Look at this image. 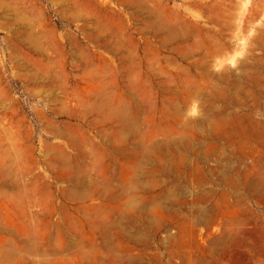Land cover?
<instances>
[{"label":"bare ground","instance_id":"obj_1","mask_svg":"<svg viewBox=\"0 0 264 264\" xmlns=\"http://www.w3.org/2000/svg\"><path fill=\"white\" fill-rule=\"evenodd\" d=\"M21 1L22 0H0V25L10 31L15 29L27 30V36L24 38V41L27 42L31 49L43 54L48 53L47 48L49 46L54 48L55 46L53 45H60L64 40L63 36L56 33L52 28H49L45 9L39 4V0H27V7L21 4L23 3ZM53 1L57 4L56 10L61 16L71 21L80 22L79 27L83 31L84 38L89 42V47L95 46L100 49H95L94 52H92L91 49L88 51L87 49L89 48L83 46L84 44L81 38L68 30L65 33V37L70 41L75 56L85 62L82 69V74L86 78H83L85 85H80L76 82L74 87H71L69 83L64 82L65 79L62 71L56 67V58L49 55L44 56V59H47L48 63L38 62V68L36 71H32L30 76L36 84H42L40 88L38 87V91L47 89L50 85L54 93H57L56 88L62 92V100L58 96L52 99V103L55 105L54 109L57 113L66 111L71 116L83 119L84 121L91 112H101L105 120L112 123L111 133L113 135V142H105L100 145L94 142L95 145L90 148L89 145L92 142L87 141L89 135L82 131L79 125L68 122H57L48 116H41L42 114L40 113L45 127L58 138L57 142L46 143L45 149L43 148L47 156L46 165L53 171L54 180H46L42 182L43 184L40 186L37 183L39 180H35L32 186H29L30 188L22 190L16 187L17 189L12 191L9 189L10 185L17 186L18 181L16 177H14L15 172L12 170V165L6 163V155L0 152V264H138L144 253L137 254L134 252L135 246L132 242L137 240V235L126 232V229L124 231H116V229L113 231L111 228L113 224L112 219L114 218L113 214H117V212H119L118 214L124 213L127 218L121 217H123L124 220L127 219L126 222L128 226H132V228L137 227L139 232L150 230L158 234L160 230L166 226V221L169 222L167 217H172L173 215L169 212L167 205L159 202L163 200H159L161 195L163 196L164 193L168 194V190L164 192L166 186L164 187L161 185L162 177L168 178L170 175L188 177L191 174H197L198 181L201 183H203L205 176L209 178L208 175H205V169L202 163L199 161H190L180 156V148L184 147L190 151L193 149L194 142H192V140L188 139L186 142H174L172 140L165 142V140L164 142H160L156 140V138L158 139L157 136L159 134L174 133V130L178 128L176 127L178 126L176 125L177 123L184 124V130L182 132L185 139L203 128L202 126L205 125L206 121H203L202 118H199V120L196 118V120L195 117H193L191 120L186 119L185 121L183 119L185 108L189 105L190 100L195 97L194 95L198 93L195 92L196 94H192L194 97L190 98V87L192 88V85L198 81L199 76L211 75L212 72L210 73L207 70L209 68L207 67V63L210 64L209 58H212V61H214V59L216 60L220 56H224L225 54L228 55L229 52L227 50L230 47L229 42L221 38L216 42L215 48L211 51L205 50L204 46H202L205 50L204 53L200 58L194 59L191 64L195 67H202L201 69H205V71L201 70V72L192 75L191 70H187V68L181 66L183 69H177L178 71L174 75L169 71L168 66L177 64L174 59L175 57L182 61H186L191 56H194L192 55L195 52L194 50L196 48L200 49L198 44L208 46V49L211 43L199 37L204 31L208 34L214 33L221 36H224L228 32L233 33L234 28L240 22L236 19V16H238L236 10L239 8L240 3L238 0H184L183 3L174 4L165 0ZM192 9H196L197 11H193ZM37 16L38 19L39 16H41L45 20L43 25L47 27V32H44L45 30L39 31L38 29V33L36 30L37 25L35 22L38 23V21L34 19L37 18ZM31 17L35 18L32 19ZM199 17H203L202 20L204 22L201 21ZM259 30L261 31V29ZM40 32L46 34L43 35ZM136 33L143 34L142 45L145 53L144 61L146 62V73H140L139 71V67L142 65L138 63L134 51L139 43L135 36ZM255 35H257V33ZM192 38L195 39L194 42H190ZM197 38H200L202 41L196 40ZM253 39H255V37ZM259 40L261 41L262 39ZM263 45L262 47H264ZM101 48L115 55L113 60L111 58V64L114 66V68H112L115 74L114 80L112 77L111 79L108 78V76L110 77L109 70H107L104 63L107 61L108 57L105 56ZM254 48L256 47L254 46ZM167 49L170 52L163 54V50ZM195 54H197V52H195ZM250 54L253 53L251 52ZM263 55L264 54H262V56ZM255 57L257 56L255 55ZM257 58L258 60L260 59L259 56ZM94 60L98 63L93 62ZM223 60L225 61L226 59ZM242 60H244V58H242ZM248 62L247 60L245 63ZM251 64L254 65V62ZM211 66L212 65H210V67ZM226 69L224 71L227 72L228 70ZM253 71L252 69L251 72ZM220 72L221 71H219V73ZM234 72L236 73V71ZM219 73V77L220 75L224 76V74L219 75ZM228 73L225 74L230 76ZM215 74H217V72ZM258 74L259 73L254 74V76L251 74V76L254 77L253 79L257 88H264V81L262 82V78H259L261 73L259 76ZM151 77L157 78L156 87L160 94H162L161 101L163 107H167L170 113H172V115L169 114L172 116L169 121H160L153 125L149 122L147 117H145V121L135 119L132 116V112L134 111L132 105L125 102L130 100H124V97H122L130 93L133 96H140L152 92L153 85L149 81ZM261 77L263 76L261 75ZM239 79H241V77L229 83L234 86L236 89L235 92L239 95L237 97L238 101L236 100L238 105L243 102V96L246 95L245 91L247 90L244 86L250 82H246L245 84V80L243 81L242 79V82L245 84L243 86V83H241ZM50 80L55 82L54 85L52 83L49 84ZM66 81L68 80L66 79ZM200 83L202 85V82ZM180 85L184 87L180 88ZM246 87L249 88V85ZM193 89L195 90L197 88L194 87ZM231 89H233V87ZM215 90L224 93L223 89L218 87V84H216ZM33 92L36 93V91ZM213 93L212 96L217 100L216 97H218V93ZM256 95L255 97H258V94ZM72 99L75 102L71 101ZM257 101H259V99ZM219 113L220 112H218L217 116H220ZM136 114H138L137 110ZM248 116L251 117V115H247V119ZM227 117H218V121L226 124L228 123L227 121H229ZM234 118L239 142H244L245 140H242V138H250L252 134H249L250 131L248 132L246 129L247 127H245L246 125L242 115L236 113ZM1 120L2 118L0 117V123L2 122ZM260 120L261 119H259V121ZM262 122L261 120V123ZM2 123H4V120ZM145 123L146 126L144 127ZM210 125L213 126L214 123H210ZM230 125L232 126V124ZM232 129L234 128L232 127ZM254 129L253 131H255ZM6 130L7 132L10 131L8 129ZM203 130L205 129L203 128ZM260 131L262 130H259L257 138L263 139L264 132ZM233 133H235L234 130ZM231 134L232 133H230V136H232ZM164 137L163 139L169 138ZM221 137L223 136H220V138ZM131 138L132 140L130 141ZM235 145L233 147L237 148L238 145ZM239 151L240 150H237L236 153L238 157L242 154ZM249 151L251 150L249 149ZM253 151L251 152L253 153ZM262 152H264V150ZM204 160L207 161L208 159ZM260 160L264 159L261 157ZM255 161H257L256 165L259 168V166H261L258 164L259 159H255ZM257 170L259 173H262L264 169L262 170L260 168ZM243 171L244 170H242V172ZM248 172H250V170ZM256 173L258 172L256 171ZM222 174L226 175V172ZM240 174H242V177L245 176L243 175L244 172ZM221 178L224 177L221 176ZM232 180L231 178L229 182L234 183V180ZM53 182H56V187H58V190H60L62 194L63 200L60 204L57 202V199L53 197ZM224 182L226 181L224 180ZM263 184V179L259 176L257 179L254 178L250 184L248 183V186L259 187ZM169 191L172 190L169 188ZM212 191L211 194L214 192ZM203 193L206 192H202V194ZM203 195L205 196L206 194ZM169 197L172 199V196ZM96 198L101 199L99 203L98 201L95 202ZM147 201L156 203L153 209H148L149 203ZM153 202L150 203L152 204ZM64 203H69L70 206L67 205L68 207H66ZM58 209H61V215L55 221L53 219V214ZM178 212L181 211H177V213ZM213 216L212 214L211 219H209L210 222L208 221L209 223H211ZM32 217L40 221L38 225L27 222V219L29 220V218ZM16 221L18 224L17 231L11 228V223ZM115 221L117 224L120 223L117 219H114V222ZM126 222H123V224ZM208 222L206 223L209 224ZM39 224L40 226L41 224L44 225L42 230H45H43V232H46V237H48L46 242H43L44 240L39 241L40 238H36L37 234L42 232L40 231ZM53 226H57L58 228V235L56 237L52 236L51 233ZM98 235L104 237L102 238L105 239L104 243L102 242L103 244L99 243L100 241L98 242ZM176 235H178V233L174 232L171 226L165 230L164 237H162L163 241L173 242L172 245L177 246V250L168 247L169 251L171 250V255L174 256L176 252L178 253V251H181L182 248L185 247L186 241H184L182 236ZM138 236L137 238L140 242L146 241L144 235V237ZM147 236L149 235L147 234ZM124 242L127 244H124L125 247L123 249L120 244ZM216 242H218V240L215 239V245ZM213 244L211 243V245ZM192 245H194V243ZM119 249H123V251L121 252ZM180 255L176 257H183V255ZM91 257L93 258L91 259ZM158 259H160V257ZM185 261L186 262L183 261L182 264H192L187 258ZM204 261L205 260H203V262ZM148 262L150 263L151 261ZM174 262L172 264H176ZM158 263H160V260Z\"/></svg>","mask_w":264,"mask_h":264},{"label":"rangeland","instance_id":"obj_2","mask_svg":"<svg viewBox=\"0 0 264 264\" xmlns=\"http://www.w3.org/2000/svg\"><path fill=\"white\" fill-rule=\"evenodd\" d=\"M165 1L174 4V3H183L184 0H165ZM21 2H23L21 4L27 7V0H22ZM238 2L240 3V6L236 10L238 13L236 19L237 21L240 22L234 28L233 33L228 32L224 36H221L219 34H214V33L208 34L205 33L206 31H204L199 35V37L200 38L202 37L201 38L202 40L211 43V45L208 48L209 50L207 49L208 46L198 44V46H200L199 47L200 49L196 48L194 50L195 52H197V54H195L194 52L192 54L194 56H191L186 61H182L179 58L175 57L174 59L176 60L175 62L177 64L168 66L169 71L174 75L177 73L178 70L183 69L181 66L187 68V70H191L192 75L201 72V70L205 71V69H201L202 67H195L194 65L191 64V62L196 58H200L205 50L207 51L213 50L215 48L216 42L219 41L221 38H224L229 42L230 47L227 50L229 52V53L227 52L228 55L225 54L224 56H220L216 60L214 59V61H212L213 60L212 58H209L210 64L207 63V67L209 68L207 69L206 67V69L208 70V72L210 73L212 72L211 75L199 76L198 81L194 85H192V88L190 87L191 89L190 98L194 96L195 97L192 98L193 100L191 99L192 101L190 100L189 105L185 108L186 112L184 111L183 119L185 121L186 119L191 120V118L193 117H195V119L197 118L198 120L199 118H202L203 121H206L205 125L202 126L205 130H203L202 128L201 130L196 131L197 133L194 132V134L190 135L188 138L186 137L187 139H185L182 132L184 130L183 128L184 124L177 123L176 125L178 126L176 125L175 126L178 127L176 128L178 131L175 129L176 131L174 130V133L170 132L167 134H163L165 137L162 134H159L157 136L158 139L156 138V140L160 142H164L165 140H166L165 142H169L170 140L174 142H186V140L188 139L192 140V142H194L193 146L195 148L193 147L191 151L185 149L184 147L180 148V152H179L181 154L180 156L183 158H187L190 161H199L200 163H202V166L205 169V175H208L209 178L205 176L203 183H201L200 181H198L197 174L192 175L191 173H190L191 175H189L188 177L178 176V175L177 176L170 175L168 178L162 177L161 185L164 187L166 186V190L164 192L168 190V194L164 193L163 196L161 195L159 200L162 199L163 200L162 202L161 201L159 202L167 205L169 212L173 215L172 217H167L169 221V222L166 221L167 227L164 226L160 230V233L158 234H155V232L150 230L139 232L137 227L132 228V226L130 227L128 226L126 222L127 219L124 220V218H127V216L124 215V213L118 214L119 212H117V214L116 213L113 214L114 218L112 217L113 224L111 227L113 231H115V229L116 231H124L126 229L125 231L128 233H132L137 236L140 235L142 237L145 236L144 239L148 241V242L146 241L140 242V240H138L139 236L138 238L136 236L137 240L132 242V244H134L135 246L134 248L135 253L137 254L144 253L143 257H141L138 264H145V263L172 264L174 261H177L174 262L176 264H182L183 261L186 262L185 261L186 258L187 260H190L192 264H264V184L259 187L248 186V183L250 184L254 180V178L257 179L259 178V176L261 179H263L264 182V178H263L264 160H260L261 157L264 159V152H262L264 150V142H263L264 137L263 139L257 138V134L259 130H262L260 132H264L263 131L264 130V123H263L264 122L263 120L264 119V92H263L264 88H260V87L257 88L253 79L254 77H252L254 76V74L261 73L260 76L259 74L258 76L259 78H262L261 79L262 82L264 81L263 80L264 55L262 56V54H264V49H263L264 47H262V45L264 44V42H262L264 41L263 40L264 0H247V1L238 0ZM39 4L42 5L45 9L46 17H47L46 19L49 22V28H52L56 33L62 35L64 39L60 45H53L55 46L54 48L52 46L51 47L49 46L48 48L50 49L47 48L48 53L43 54L41 52L31 49L28 46L27 42L24 41V38H26L27 36V32H26L27 30L15 29L10 31L9 29L0 25V117L2 118L1 120L2 122L4 120V123L2 122L0 123V128H1L0 152L6 155V159H7L6 163L12 165V170L13 172H15L14 177H16V180L18 181L17 186L10 185L9 189L11 191L16 190L17 189L16 187H19L22 190L30 188L33 184V181L35 180H39L37 182L39 186L42 185L43 184L42 182L46 180L47 181L54 180L53 171L50 170L46 165L47 156L44 152V149L46 143L57 142L58 138L52 132H49V129L45 127L43 119L41 117L43 115L48 116L49 118L54 119L57 122H68V123H73L74 125H79L82 128V131H84L86 134L89 135V139L87 141L92 142L91 144H93V145L91 144L89 145L90 148L91 146L95 145L94 142H96L99 145L104 144L105 142H113V135L111 133L112 123L105 120L101 112L99 111L91 112L88 115V118L84 121L83 119L71 116L66 111H62V113H57L54 109L55 105L52 103V99L58 96L62 100L63 99L62 92L58 88H56L57 93H54L53 90L50 88V85L47 87V89H42L41 91H38V87L40 88L42 84L41 83L36 84L32 80L30 73L32 71L33 72L36 71V69L38 68L37 67L38 62L48 63V60L44 59V56L49 55L56 58L57 61L55 63L57 65L56 67L62 71L63 77L65 79L64 82L69 83V86L71 87H74V84L76 82H78L80 85H85L83 80L85 76H83L82 74L83 73L82 69L85 65V62L82 59L75 56L70 41L65 37L66 35L65 33L68 30L72 31L73 34L81 38L82 43L84 44L83 46L89 48L87 49L88 51L91 49L92 52H94L95 49L96 50L100 49L95 46L89 47L88 44L89 42L84 38L83 31L79 27L80 22L71 21L68 18L61 16L56 10L57 4H55L53 0H39ZM192 10L197 11L196 9H192ZM40 17L41 16H39L40 20L38 19V16L37 18L34 17L35 19L32 18L35 21H38V23L33 21L36 23L38 27V28L36 27V30L37 31L38 29L39 31L45 30L44 32H47V27L43 25V22L45 20L42 17L41 18ZM202 18L199 17L201 21H203ZM259 29H261V31ZM44 32H40V33L44 35L46 34ZM256 33L258 35V38L257 35H255ZM142 35L143 34L140 33L135 34L136 39L138 40L139 43L134 51L138 63L142 65L141 67H139L140 73H146L147 68L145 66L146 62L144 61L145 53L142 45V39H143ZM259 36L263 38H260ZM254 37L255 39H253ZM200 38H197L196 40H199L201 42L202 40ZM259 39L262 40L260 41ZM194 41H195L194 38L190 39V42H194ZM260 42L262 43L259 44ZM202 46H204L205 50L202 48ZM254 46L256 48H254ZM101 49L104 51L105 56L108 57L107 61L104 62L107 70H109L110 77L108 76V78L111 79L112 77V79L113 78L115 79L114 69H112L114 68V66L113 64H111L113 58H115V55L112 52L104 50L103 48ZM252 50L256 52H253ZM167 52L169 53L170 51H168V49L163 50V54ZM251 52L254 55L250 54ZM255 55L257 57L259 56L260 58L259 60L261 62L258 60L257 57H255ZM244 56L248 59H246ZM242 58H244V60H242ZM223 59L226 60L224 61ZM247 60L249 62L245 63ZM252 61L254 62V65L251 64L253 63ZM93 62L98 63L95 60ZM76 65H78L79 67ZM210 65L212 66L210 67ZM223 67L225 69L227 68L226 70H228L229 73L228 71L227 72L224 71L225 69ZM231 67H233L234 69ZM210 68L212 71L210 70ZM251 68L255 71V73L254 71L251 72L252 71ZM218 70L221 72L219 73ZM234 71H236V73ZM216 72L217 74H215ZM224 72L230 74L231 77L226 75ZM243 72L246 74H244ZM218 73L219 75L224 74V76L220 75L219 77ZM241 73H243L244 75ZM261 75L263 77H261ZM201 77L203 79L207 78L205 79L206 81L203 80ZM212 77L216 80H214ZM240 77L241 79H239V81L241 83H243L242 79L243 81L245 80L244 81L245 84L246 82L249 81L250 82L246 85L244 83L242 84L243 86L245 85L244 87L247 91H245L246 95L243 96L244 97L243 102L238 105L237 97L239 95L238 93L235 92L236 89L234 88V86H232L229 83H232L236 79L238 80V78ZM66 79L68 81H66ZM149 81L153 85L152 92L140 96H136V95L133 96L131 93L128 95L123 94L125 96L122 97H124V100H130L125 102H128L130 105H132L134 109V111L132 112V116L135 119L139 121H145V117H147L149 119V122L152 123V125L160 121H169L172 118L171 116L172 113H170V110L167 107H163L162 105V101H161L162 94H160L158 88L156 87L157 78L151 77L149 78ZM200 82H202V85ZM50 83L54 85L55 82L50 80L49 84ZM216 84H218V87H221V89H223V92L225 94L215 90ZM248 85L249 88L246 87ZM179 87L183 88L184 86L180 85ZM194 87L197 88L195 89L196 91L193 89ZM232 87L233 89H231ZM33 91H36V93ZM195 92L196 93L198 92L197 95H194L196 94ZM213 92H215V94L218 93L217 94L218 97H216L217 100H215L214 97L212 96L214 94ZM256 94H258V97H255L257 96ZM251 95L254 96V99L253 96ZM258 99L259 101H257ZM71 101H73V99ZM136 110L138 111V114H136ZM218 112H220L219 113L220 116H217ZM40 113L42 114L41 116ZM236 113L243 116L246 125L245 127H247L246 129L248 130V132L250 131L249 134H252L250 138H245V137L242 138V140L243 139L245 140L244 142H239L238 133L236 132L235 129L236 126H235L234 116L236 115ZM247 115H251V117L248 116L247 119L246 117ZM225 116L226 117L228 116L227 117V119L229 120L227 121L228 123L225 124V123H221V121H218V117L224 118ZM259 119H261L263 122L261 123V120L259 121ZM210 123H214V125L212 126L210 125ZM228 124L229 125L232 124V126L230 125L231 126L230 127ZM226 125H227V129L230 131L226 129ZM145 126L146 123L144 124V127ZM220 127L224 129H221ZM232 127L234 129H232ZM5 128L10 131L7 132ZM218 128H220L222 131ZM253 129L255 131H253ZM233 130L235 133H233ZM228 132L232 133L231 134L232 136H230V133ZM218 135L223 137L220 138V136ZM163 137L164 138L169 137V138L163 139ZM131 140L132 138L130 139V141ZM235 144L238 145V147L240 145V147L239 148L233 147ZM232 148H236V149H232ZM248 148L251 151L254 150L253 153L249 151ZM237 150H240L239 152L242 153L239 155V157L238 154H236ZM245 152L248 154H246ZM241 155L243 158L241 157ZM204 159H208V160L206 161ZM255 159L256 160L259 159L258 164L261 165L259 166V168L256 165L257 161H255ZM253 166L256 168V170ZM260 168L263 170V172L261 170L262 173H259V171L257 170ZM248 169L250 170V172H248L249 171ZM209 170H211L212 172ZM242 170H244L243 175H245L243 177L242 174H240L243 173ZM256 171L258 173H256ZM223 172H226V175L222 174ZM37 176H41V177H37ZM221 176L224 178H221ZM231 178L234 180V183L229 182L231 181ZM247 179L248 180L251 179V180L248 181ZM224 180L226 182H224ZM232 184L236 185L237 187L233 186ZM247 186L248 188L250 187L252 189L250 188L248 189ZM169 188L172 191H169ZM172 188H174L175 190ZM211 188L213 189L214 192L212 191ZM52 190L54 194L53 197H55L57 199V202H59L60 204L63 198L60 190H58V187H56V182H53ZM211 191L213 192L212 194ZM202 192H206L203 194H206L207 196L206 195L204 196ZM169 196H172V199ZM100 200H101L100 198H96L95 202L98 201L99 203ZM147 202L149 203L148 209L149 208L153 209L156 203L153 201H147ZM150 202L153 203L151 204ZM64 205L66 207L70 206L69 203H64ZM177 211H181V212H178L179 213L178 214ZM60 212L61 209H58L57 211L54 212L53 219L55 221L60 217L61 215ZM212 214L214 215L213 219L216 220L214 221L212 219L211 223H209L210 222L209 219H211ZM121 216H123L124 218ZM114 219L115 220L117 219V221L120 222L121 225L120 223L117 224L116 221L114 222ZM27 222H30V224L38 225V222L40 221H38L37 218L32 217L29 218V220L27 219ZM123 222L126 223L123 224ZM206 222H208L209 224H207ZM175 224L177 227L175 226ZM206 225L208 226L210 225V226L208 227ZM43 226H44L43 224H41V226L39 224V227L41 229L40 231L42 232L40 233L41 235L36 233L37 234L36 238L38 237L40 238L39 241L44 240L43 242H46L48 237H46L47 236L46 232H43L44 229L42 230ZM171 226L174 232L182 236L184 241L186 240L185 247H183L181 251H178V253L176 252L175 256L171 255L170 252L171 250L169 251V248H172L173 250H177V246H173L172 245L173 242H166L163 241L162 239V237H164L165 230L170 228ZM11 228L14 229L15 231L18 230L17 221L11 223ZM51 230H52L51 232L52 236L56 237L58 235L57 226H53ZM147 234L149 236H147ZM102 238H104L102 237V235L97 236V240L98 242L100 241L99 243L101 244H103L105 241V239ZM215 239L218 240V242H216V245L214 243ZM210 242L214 244L211 245ZM193 243L194 245H192ZM195 243L198 245H196ZM124 244L126 245L127 243L124 242L120 244L122 246L121 248L123 249L125 247ZM137 245L143 246L145 249L140 246L138 247ZM196 246L198 247V250ZM123 249H119V250L122 252ZM180 254L183 255V257ZM179 255L181 256L180 258L176 257ZM159 257L160 259H158ZM92 258L93 257H91V259ZM157 260L158 261L160 260V263H158ZM203 260H205L204 261L205 263L203 262ZM148 261L151 262L149 263Z\"/></svg>","mask_w":264,"mask_h":264}]
</instances>
